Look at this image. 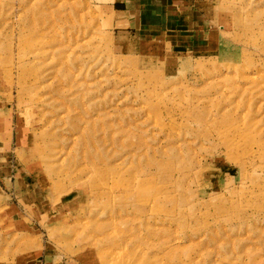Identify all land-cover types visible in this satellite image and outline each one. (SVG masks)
Masks as SVG:
<instances>
[{"label": "rangeland", "instance_id": "374dc122", "mask_svg": "<svg viewBox=\"0 0 264 264\" xmlns=\"http://www.w3.org/2000/svg\"><path fill=\"white\" fill-rule=\"evenodd\" d=\"M146 19L0 0V264H264V0Z\"/></svg>", "mask_w": 264, "mask_h": 264}, {"label": "crops", "instance_id": "0c3cea01", "mask_svg": "<svg viewBox=\"0 0 264 264\" xmlns=\"http://www.w3.org/2000/svg\"><path fill=\"white\" fill-rule=\"evenodd\" d=\"M110 7L120 17L121 28L128 33L145 29L150 23L148 14L160 8L169 9L176 0H94ZM162 3V4H159ZM152 17V16H150ZM149 17V18H150ZM151 19V18H150Z\"/></svg>", "mask_w": 264, "mask_h": 264}, {"label": "bare ground", "instance_id": "6f19581e", "mask_svg": "<svg viewBox=\"0 0 264 264\" xmlns=\"http://www.w3.org/2000/svg\"><path fill=\"white\" fill-rule=\"evenodd\" d=\"M25 76H26V75H25ZM21 78H22V77H21ZM25 78H26V77H25ZM19 79H20V78H19ZM20 83H21V82H20ZM58 153H60V152H58ZM58 153H57V154H58ZM59 155H60V154H59ZM240 163H241V162H240ZM62 171H63V170H62ZM54 172H55V171H54ZM50 173L52 174L53 172L51 171ZM55 174H56V172H55ZM55 174H54V175H55ZM60 174H61V173H60ZM119 189H120V188H119Z\"/></svg>", "mask_w": 264, "mask_h": 264}]
</instances>
